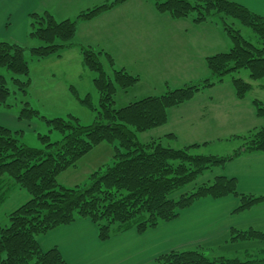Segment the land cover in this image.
I'll return each mask as SVG.
<instances>
[{
    "label": "trees",
    "instance_id": "trees-1",
    "mask_svg": "<svg viewBox=\"0 0 264 264\" xmlns=\"http://www.w3.org/2000/svg\"><path fill=\"white\" fill-rule=\"evenodd\" d=\"M125 1L112 0L95 5L80 11L73 19L56 20L47 11L31 13L29 35L42 43L31 47L30 52L39 58L76 45L72 39L79 21L90 20ZM149 1L158 13L173 19L190 17L193 22L201 23L218 18L230 47L205 58L209 76L200 81L185 83L118 107L114 106L117 90L125 91L139 77L123 68H114L111 55L104 50L79 45L83 65L95 73L93 84L99 102L94 120L83 124L73 115L45 118L28 101H23L17 120L42 118L49 131L55 130L61 136L59 140L51 141L49 135L38 134L43 144L41 147L22 142L17 131L0 124V185L11 183L29 196L7 213L4 224H0V264H67L57 247L40 248L37 237L79 219L91 221L99 241L105 242L110 238L113 224L117 225V230L132 228L142 234L173 220L181 210L200 198L236 197L235 213L264 202V194L238 192L233 177L217 175L211 182H197L205 172L222 167L243 153L264 152V124L247 133L234 135L232 138L237 139L238 144L229 155L196 153L198 143L176 148L163 145L160 138L145 142L137 138V133L163 125L169 108L222 82L226 75H231L237 98L245 96L251 83L234 73L247 69L250 80L264 78V15L230 0ZM236 23L248 27L257 41L244 38ZM24 50L23 46L0 40V68L16 76H27ZM104 60L111 73L105 70ZM13 83L26 95L29 78L24 81L13 78ZM9 94L6 80L0 74V101H5ZM81 101L89 105L87 97ZM252 105L256 116L264 121V103L253 99ZM102 142L113 145L110 164L90 173L86 183L67 187L57 182L61 171L73 166ZM190 185L189 189L182 191ZM228 241H256L260 246L246 252L244 259L224 255L208 258L199 246L159 254L154 263L264 264V230L231 228Z\"/></svg>",
    "mask_w": 264,
    "mask_h": 264
},
{
    "label": "crops",
    "instance_id": "crops-1",
    "mask_svg": "<svg viewBox=\"0 0 264 264\" xmlns=\"http://www.w3.org/2000/svg\"><path fill=\"white\" fill-rule=\"evenodd\" d=\"M111 1L0 0V40H3L4 35H8L4 39L11 37V43L27 41L28 37H32L29 35L31 13L47 11L55 18L54 13L47 8V4H78L84 6L81 9H87ZM230 1L241 3L250 10L264 15V0ZM7 17L10 22L6 25ZM219 28L213 21L195 23L190 17L173 19L167 14L158 13L149 0H126L90 20L79 21L73 37V43L76 45L66 47L62 52H68L74 47L73 55L77 57L76 61H72L78 64L81 71L84 65L78 45L90 46L109 53L113 59V66L118 69L123 68L139 77L134 85L124 91L127 93L143 80L144 75H149L148 77L155 84L166 83L164 80L157 81L155 70L160 65L163 67V52L167 49H178L182 52L180 56L176 55L181 68L192 69L196 62L199 68L198 74H205L208 71L205 58L230 47V43L229 46L227 43L228 37ZM98 36L104 42L98 41ZM4 41L10 42V40ZM73 63L68 62L70 65ZM78 76L81 74L78 73ZM194 77L197 76L185 80L183 84L192 83L191 79H197ZM224 82L216 84L223 86ZM216 84L198 91L191 99L169 108L167 121L157 128L148 130V132L157 130L162 132L150 136L146 141L160 138L162 143L176 148L198 143L200 146L195 150L205 153L203 149L210 146L211 142L228 137L221 136L223 134L231 133L232 136L244 134L263 125V121L260 123L256 121L262 119L256 116L252 105V100L258 98L248 93L251 90L264 91V82L252 81L251 89L246 95L237 98L230 80L226 87L228 99L223 100L226 106L216 102L210 92ZM238 106L243 110L244 119L238 123H228L226 110L230 108L236 111ZM0 124L4 125L1 121ZM169 134L174 137H168ZM205 174L213 175H209L207 181L217 175L233 177L236 180L237 191L240 193L264 194V152L243 153L224 166L213 168ZM205 174L203 176H206ZM237 205L238 199L230 195L216 199L200 198L181 210L173 220L144 232L148 234L146 237H139V234L133 231L135 234L132 237L131 247L121 255L122 260L112 264H155L154 260L159 254L199 246L203 252L208 249L207 246L210 247L209 250L216 247L225 256L236 254L237 250L249 249L238 243L228 242L229 231L231 228L244 230L248 227L264 230V202L246 211L235 213L233 210ZM37 241L43 250L57 247L63 258L65 255H72L70 254L72 252L84 251L83 247L88 242L94 241L96 244L100 242L95 225L88 219H79L57 227L38 236ZM246 244L251 248L254 247L252 242Z\"/></svg>",
    "mask_w": 264,
    "mask_h": 264
},
{
    "label": "rangeland",
    "instance_id": "rangeland-1",
    "mask_svg": "<svg viewBox=\"0 0 264 264\" xmlns=\"http://www.w3.org/2000/svg\"><path fill=\"white\" fill-rule=\"evenodd\" d=\"M151 2V1H150ZM47 8L54 13L56 20H62L65 18L73 19L79 12L83 5L70 4V5H58L55 3H50L46 5ZM84 11L85 9H81ZM38 13L43 12L42 10L36 11ZM2 15V14H1ZM32 21V20H31ZM216 21L218 28H221L218 18L213 21ZM10 22V19L7 17L5 19V24L7 25ZM79 23V22H78ZM78 25V24H77ZM179 26V25H178ZM241 32L242 36L252 42L257 41V37L254 33L246 26L236 23L235 25ZM219 28V29H220ZM222 29V28H221ZM223 32V31H222ZM97 33V31H96ZM224 33V32H223ZM225 35V33H224ZM12 42L11 37H6ZM226 37V36H225ZM98 41L104 42L99 36L97 37ZM216 38V37H215ZM227 39V38H226ZM42 42L35 37H28L27 41H21V46H26L24 50V58L28 64V74L27 76H16L12 72L8 71L5 68H0V74L4 76L6 80V87L9 89L10 94L5 101H0V121L12 131H17V136L25 142L26 144L34 147H41L43 144L38 138V134H47L50 137L51 141H56L60 139V134L55 130L49 131V127L46 124L45 120L42 118L33 117L31 120H17L16 116L18 115L19 110L22 108V102L28 101L32 108L38 111V113L45 118H54L61 117L67 118L68 115H73L79 119L83 124L91 123L96 115V108H98L99 94L94 87L93 77L95 73L83 66L82 71L78 64H74L73 61L77 55L75 53V48L68 52H62L65 48L61 49L56 54H50L45 57L37 58L30 52V48L38 46ZM73 43V39H72ZM227 43L229 46L228 39ZM36 44V45H35ZM76 44V43H74ZM75 46V45H73ZM79 46V45H78ZM72 47V46H71ZM69 48V47H68ZM77 48V47H76ZM229 48V47H228ZM228 48L226 50H228ZM78 49V48H77ZM221 49V44H220ZM221 49V52H223ZM225 50V51H226ZM182 52L178 49H167L163 52V67L160 65L156 72V79L159 82L161 80L166 81L162 84H155L148 77V73L143 77V80L137 84L134 88L125 93L123 90L118 89L116 94V101L114 106H123L128 102L134 101L136 99L151 95V94H160L167 89L175 88L182 86L185 80L191 79L193 83L200 81L209 76L208 71L206 73L198 74L199 68L195 62L192 69H185L180 67V63L177 56H180ZM177 55V56H176ZM73 60V61H72ZM76 61V60H75ZM72 62L73 64H68ZM115 67V66H113ZM104 68L108 73H111V68L107 65L104 60ZM117 68V67H115ZM118 69V68H117ZM78 73L81 76H78ZM233 75L241 77L245 81L250 82L247 69H241L239 72L234 73ZM199 77V78H198ZM13 78H18L20 81L30 79L29 85L27 87L26 95H23L18 89L17 86L13 83ZM201 78V79H200ZM198 80V81H195ZM231 80V75H226L223 79L225 81L223 86L216 84L212 90H210L213 98L216 102L222 103V106H226L224 99L227 100L228 96L226 93V87L228 82ZM254 81V80H252ZM251 81V82H252ZM264 82V78L258 80ZM187 82V81H186ZM250 82V83H251ZM213 86V85H212ZM215 91V92H214ZM216 93V94H215ZM246 95V94H245ZM248 95L257 97L258 100L264 103V91L251 90ZM87 97L89 100V105L84 104L81 100H84ZM234 101V100H233ZM228 107V105H227ZM227 109V108H226ZM226 111L228 116V123H235L244 119L242 108L239 109V106L234 109H227ZM235 115V117H234ZM252 119V116H250ZM249 118V119H250ZM250 119V120H251ZM214 121V120H213ZM258 123L263 120L256 119ZM264 122V121H263ZM264 124V123H263ZM237 125V124H236ZM262 125H259L256 128H260ZM157 128V127H156ZM154 129V128H153ZM158 131V132H157ZM153 132L144 131L137 133V138L140 142H145L150 136L153 137L158 133H161V130ZM19 132V133H18ZM228 134V135H226ZM221 136H228L227 138L216 140L211 142L210 146L204 148L203 151L206 154H217V155H229L232 154L236 149L238 140L232 138L231 133H226ZM241 135V134H237ZM229 139V140H227ZM166 143H163L165 145ZM113 145L102 142L92 148L88 153L80 157L73 166L68 167L67 169L61 171L57 175V182L61 185L70 187L78 184L86 183L88 181V176L93 171L102 167V169L110 164L112 161L113 155ZM206 149V150H205ZM200 153L198 151H194ZM205 173H208L205 172ZM204 175V174H203ZM200 176L197 179L199 183L207 181L209 175ZM213 176V175H211ZM214 177H211L209 182L213 180ZM1 184V183H0ZM187 186L184 190H187L191 187ZM178 195V193L176 194ZM175 195V196H176ZM259 195V194H256ZM28 194L23 189H20L18 186H13L11 183H6L4 186L0 185V224H4V216L9 213L17 206L25 202L28 198ZM134 229H125L117 230V225L113 224L111 226V235L108 240L101 243V241L96 244L94 241L88 242L85 249L82 252H72V255H65V260L67 264H112L118 260H122L121 255L126 252V250L132 245V237H134ZM150 231V230H149ZM149 233V232H147ZM148 234L142 233L139 234V237H146ZM230 242V241H228ZM254 243V247H250L246 243ZM231 243V242H230ZM233 243H238L243 245V247H249L245 250H237L236 254L232 253L228 257H240L241 259L246 258L245 253L250 252L255 248H259L260 243L256 241H233ZM204 250V254L208 258H213L222 255L220 250H217L216 247H212V250H209L207 246ZM227 255V254H226ZM225 256V255H224Z\"/></svg>",
    "mask_w": 264,
    "mask_h": 264
}]
</instances>
